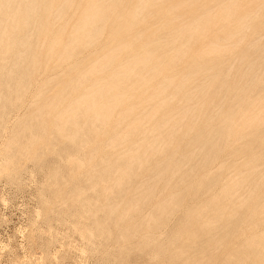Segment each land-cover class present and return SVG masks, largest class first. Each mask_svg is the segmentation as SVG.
I'll list each match as a JSON object with an SVG mask.
<instances>
[{"label":"rangeland","instance_id":"1","mask_svg":"<svg viewBox=\"0 0 264 264\" xmlns=\"http://www.w3.org/2000/svg\"><path fill=\"white\" fill-rule=\"evenodd\" d=\"M87 1L0 0V264H264V0Z\"/></svg>","mask_w":264,"mask_h":264},{"label":"bare ground","instance_id":"2","mask_svg":"<svg viewBox=\"0 0 264 264\" xmlns=\"http://www.w3.org/2000/svg\"><path fill=\"white\" fill-rule=\"evenodd\" d=\"M5 1H6V0H5ZM13 1H14V0H13ZM19 1H20V0H19ZM25 1H26V0H25ZM91 1H92V0H91ZM100 1H101V0H100ZM110 1H111V0H110ZM110 1H108V2H110ZM156 1H157V0H156ZM173 1H174V0H173ZM173 1H172V2H173ZM236 1H237V0H236ZM243 1H244V0H243ZM245 1H246V0H245ZM261 1H262V0H261ZM47 2H48V1H47ZM51 2L53 3V1H51ZM80 2H81V1H80ZM84 2H85V1H84ZM118 2H119V1H118ZM130 2H131V1H130ZM141 2H142V1H140V3H141ZM170 2H171V1H170ZM183 2H184V1H183ZM32 3H34V2H32ZM45 3H46V2H45ZM49 3H50V2H49ZM66 3H67V2H66ZM86 3H87V4H85V3H84V4H85L86 6H88L89 0H88ZM91 3H92V2H91ZM91 3H90V4H91ZM231 3H232V2H231ZM18 4H19V3H18ZM80 4H81V3H80ZM80 4H79V5H80ZM96 4H97V2H96ZM96 4H93V8H94V6L96 7ZM98 4H99V3H98ZM130 4H131V3H130ZM34 5H37V3L35 2ZM39 5H40V4H39ZM46 5H48V4H46ZM49 5H52V4L50 3ZM91 5H92V4H91ZM16 6H17V8H18L19 5H16ZM31 6L33 7V5H31ZM68 6H70V3L68 4ZM86 6L84 7L85 9H86ZM99 6L101 7L100 4H99ZM99 6H98V7H99ZM130 6H131V5H130ZM143 6H144V5H143ZM170 6H171V5H170ZM38 7H39V6H38ZM42 7H43V6H42ZM44 7H45V6H44ZM65 7H66V6H65ZM81 7H82V6H81ZM102 7H103V6H102ZM118 7H119V6H118ZM161 7H162V6H161ZM207 7H208V6H207ZM93 8H92V10H93ZM131 8H132V7H131ZM216 8H217V7H216ZM13 9H14V8H13ZM33 9H34V8H33ZM79 9H80V8H79ZM81 9H82V8H81ZM85 9H84V11H86ZM94 9H97V7L94 8ZM129 9H130V8H129ZM157 9H158V8H157ZM157 9H156V10H157ZM163 9H164V8H163ZM195 9H196V8H195ZM197 9H198V8H197ZM241 9H242V8H241ZM17 10H18V9H17ZM130 10H131V9H130ZM130 10H128V11H130ZM214 10H215V9H214ZM9 11H10V10H9ZM36 11H37V10H36ZM42 11H43V10H42ZM66 11H67V10H66ZM84 11L81 13V14H83V16H85V15H84ZM88 11L90 12L91 10H88V8H87V12H88ZM190 11H191V10H190ZM37 12H38V11H37ZM89 12H88V13H89ZM91 12H92V11H91ZM94 12H95V10H93V13H94ZM96 12H97V11H96ZM120 12H121V11H120ZM45 13H47V9H46ZM45 13H44V14H45ZM48 13H50L49 10H48ZM79 13H80V12H79ZM98 13H101V12H97V15L100 16V14H98ZM192 13H193V12H192ZM200 13H201V12H200ZM35 14H36V13H35ZM85 14H86V12H85ZM90 14H92V13H90ZM90 14H86V15L89 17ZM125 14H126V13H125ZM202 14H203V13H202ZM240 14H241V13H240ZM45 15H46V14H45ZM50 15H51V14H49V16H50ZM144 15H145V14H144ZM250 15H251V14H250ZM6 16H7V15H6ZM17 16H19V15H17ZM72 16H74V13H73ZM91 16H92V15H91ZM140 16H141V15H140ZM228 16H229V15H228ZM246 16H247V15H246ZM37 17H38V16H37ZM62 17H63V16H62ZM76 17H77V16H76ZM85 17H86V16H85ZM0 18H1V17H0ZM6 18H7V17H6ZM20 18H21V17H20ZM58 18H59V17H58ZM90 18H91V17H90ZM94 18H95V17H93V19H94ZM200 18H201V17H200ZM218 18H219V17H218ZM247 18H248V17H247ZM28 19H29V18H28ZM28 19H27V20H28ZM79 19H80V18H79ZM79 19H78V20H79ZM83 19H84V17L80 20V22H77V23H81V21H82ZM85 19H86V18H85ZM91 19H92V18H91ZM91 19L88 20V18H87L88 22H89ZM93 19H92V21H95V19H94V20H93ZM126 19H127V18H126ZM140 19H141V18H140ZM169 19H170V18H169ZM17 20H18V19H17ZM78 20H77V21H78ZM87 20H86V22H87ZM127 20H128V19H127ZM141 20H142V19H141ZM196 20H197V18H196ZM232 20H233V19H232ZM7 21H8V20H7ZM66 21H68V20H66ZM92 21H90V22H92ZM118 21H120V19H119ZM122 21H123V20H122ZM125 21H126V20H125ZM180 21H182V20H180ZM183 21H184V20H183ZM183 21H182V22H183ZM28 22H30V21H28ZM31 22H32V21H31ZM88 22H87V24H88ZM90 22H89V23H90ZM128 22H129V21H128ZM142 22H143V21H142ZM196 22H197V21H196ZM196 22H195V23H196ZM241 22H242V21H241ZM77 23H76V25H77ZM82 23H83V21H82ZM82 23H81V24H82ZM84 23H85V22H84ZM123 23H126V22H123ZM123 23H122V24H123ZM129 23H130V22H129ZM195 23H194V24H195ZM223 23H224V22H223ZM53 24H54V23H53ZM122 24L119 25V28H120V26L122 27ZM198 24H199V22H198ZM8 25H9V24H8ZM83 25H84V24H82V27H83ZM85 25H86V23H85ZM103 25H104V24H103ZM110 25H111V24H110ZM123 25H124V24H123ZM125 25H126V24H125ZM125 25H124V26H125ZM127 25H128V24H127ZM127 25H126V26H127ZM171 25H172V24H171ZM171 25H170V26H171ZM176 25H177V24H176ZM38 26H39V25H38ZM73 26H74V25H73ZM77 26H78V25H77ZM77 26H74V28L77 27ZM79 26H80V25H79ZM9 27H10V26H9ZM66 27H67V26H66ZM84 27H85V26H84ZM182 27H183V26H182ZM36 28H37V27H36ZM36 28H35V29H36ZM77 28H79V27H77ZM77 28H75V29H77ZM122 28H123V27H122ZM124 28H125V27H124ZM186 28H187V27H186ZM66 29H67V28H66ZM70 29H72V27H71ZM70 29H69V34L71 35V33H70ZM75 29H74V30H75ZM79 29H81V27H80ZM102 29H103V26H102ZM109 29H110V28H108V30H109ZM120 29H121V28H120ZM135 29H136V28H135ZM139 29H140V28H139ZM168 29H169V28H168ZM237 29H238V28H237ZM37 30H38V29H36V31H37ZM46 30H47V29H46ZM74 30H73V31H74ZM153 30H154V29H153ZM195 30H196V29H195ZM4 31H5V30H4ZM21 31H22V30H21ZM38 31H39V30H38ZM38 31H37L36 33H39V32H40V31H39V32H38ZM62 31H63V33H64V30H62ZM76 31H78V30H75V32H76ZM113 31H114V30H113ZM118 31H120V30H118ZM128 31H129V30H128ZM134 31H135V30H134ZM176 31H177V30H176ZM176 31H175V32H176ZM185 31H186V30H185ZM203 31H204V30H203ZM57 32H58V31H57ZM152 32H153V31H152ZM164 32H165V31H164ZM168 32H169V31H168ZM173 32H174V31H173ZM175 32H174V33H175ZM240 32H241V31H240ZM42 33H43V32H42ZM44 33H45V32H44ZM73 33H74V32H73ZM73 33H72V36H74V38H75V35H74ZM111 33H112V32H111ZM113 33H114V32H113ZM135 33H136V32H135ZM150 33H151V32H150ZM45 34H46V33H45ZM185 34H186V33H185ZM25 35H26V34H25ZM35 35H36V34H35ZM103 35H104V34H103ZM131 35H132V34H131ZM28 36H29V35H28ZM36 36H38V34H37ZM36 36H35V37H36ZM39 36H40V35H39ZM62 36H63V35H62ZM62 36L59 37V38H60L59 41H61V37H62ZM111 36H112V35H110V37H111ZM136 36H137V35H136ZM43 37H44V36H43ZM77 37H78V36H77ZM0 38H1V37H0ZM68 38H69V36H68ZM68 38H66V39H68ZM71 38H72V37H71ZM71 38H70V39H71ZM108 38H109V37H108ZM130 38H131V37H130ZM164 38H165V37H164ZM177 38H178V37H177ZM199 38H200V37H199ZM228 38H229V37H228ZM24 39H26V38H24ZM70 39H69V40H70ZM76 39H77V38L74 39V40H75L74 43L77 42ZM173 39H175V38H173ZM189 39H190V38H189ZM42 41H43V40H42ZM67 41H68V40H67ZM67 41H66V42H67ZM148 41H149V40H148ZM163 41H164V40H163ZM170 41H171V40H170ZM176 41H177V40H176ZM24 42H25V40H24ZM26 42H28V41H26ZM57 42H58V41H57ZM57 42H56V43H57ZM64 42H65V41H64ZM66 42H65V43H66ZM68 42H69V41H68ZM68 42H67V43H68ZM122 42H123V41H122ZM129 42H130V41H129ZM171 42H173V41H171ZM171 42H170V43H171ZM174 42H175V41H174ZM56 43H55V44H56ZM61 43H62V41H61ZM61 43H60V46H61ZM69 43H71V41H70ZM74 43H72V44L74 45ZM117 43H118V42H117ZM225 43H226V42H225ZM255 43H256V42H255ZM55 44H54V45H55ZM62 44H63V43H62ZM108 44H109V43H108ZM114 44H116V43H114ZM122 44H123V43H122ZM139 44H140V43H139ZM185 44H186V43H185ZM22 45H23V44H22ZM64 45H65V44H63V46H64ZM66 45H67V44H66ZM68 45H69V44H68ZM68 45H67V46H68ZM70 45H71V44H70ZM214 45H215V44H214ZM233 45H235V44H233ZM250 45H251V44H250ZM7 46H8V45H7ZM116 46H117V45H116ZM209 46H210V45H209ZM215 46H216V45H215ZM54 47H55L54 50H56V49L58 50V48H56V46H54ZM64 47H65V46H64ZM68 47H69V46H68ZM108 47H109V46H108ZM161 47H162V46H161ZM172 47H173V46H172ZM183 47H184V46H183ZM186 47H187V46H186ZM186 47H185V48H186ZM216 47H217V46H216ZM223 47H224V46H223ZM226 47H227V46H226ZM6 48H7V47H6ZM17 48H18V47H17ZM50 48H51V47H50ZM60 48H61V47H60ZM62 48H63V47H62ZM110 48H111V47H110ZM140 48H141V47H140ZM214 48H215V47H214ZM35 49H36V48H35ZM51 49H52V48H51ZM69 49H70V48H69ZM108 49H109V48H108ZM114 49H115V48H114ZM162 49H163V48H162ZM245 49H246V48H245ZM20 50H21V49H20ZM48 50H49V49H48ZM48 50H47V51H48ZM57 50H56V52H57ZM60 50H62V49H60ZM60 50H58V54H60V53H59ZM71 50H72V48H71ZM152 50H153V49H152ZM15 51H16V50H15ZM24 51H25V50H24ZM93 51H95V50H93ZM122 51H123V50H122ZM161 51H162V50H161ZM185 51H186V50H185ZM211 51H212V50H211ZM247 51H248V50H247ZM18 52H19V51H18ZM53 52H54V51H53V49H52V56H53V54H54ZM56 52H55V53H56ZM60 52H61V51H60ZM69 52H70V51H69ZM257 52H258V51H257ZM20 53H21V52H20ZM42 53H43V52H42ZM71 53H72V55H73V52H72V51H71ZM99 53H100V52H99ZM109 53H110V52H109ZM154 53H155V52H154ZM48 54H49V53L47 52V55H48ZM50 54H51V52H50ZM50 54H49V55H50ZM61 54H62V53H61ZM63 54H64V57H65V56H68V57L71 56V55H69V53H68V51L66 50V48H65V51H63ZM77 54H78V53H77ZM13 55H14V54H13ZM17 55H18V54H17ZM23 55H24V54H23ZM47 55H45V56H47ZM89 55H90V54H89ZM89 55H88V56H89ZM91 55H93V54H91ZM91 55H90V56H91ZM100 55H101V54H100ZM123 55H124V54H123ZM131 55H132V54H131ZM177 55H178V54H177ZM185 55H186V54H185ZM190 55H191V54H190ZM45 56H44V58H46ZM52 56H49V57H52ZM54 56H55V55H54ZM57 56H58V55H57ZM74 56H75V55H74ZM80 56H81V55H80ZM94 56H95V55H94ZM158 56H159V55H158ZM246 56H247V55H246ZM24 57H25V56H24ZM55 57H56V56H55ZM122 57H123V56H122ZM167 57H169V55H168ZM62 58H63V57H62ZM65 58H67V57H65ZM69 58H70V57H69ZM90 58H91V60H92V57H90ZM106 58H108V57H106ZM123 58H124V57H123ZM216 58H217V57H216ZM50 59H51V58H49V61H50ZM56 59L58 60V59H60V57H57ZM67 59H68V58H67ZM94 59H95V58H94ZM157 59H159V58H157ZM209 59H210V58H209ZM21 60H22V59H21ZM43 60L45 61V59H43ZM57 60H56V62H57ZM62 60H63V59H62ZM65 60H66V59H64V61H65ZM78 60H79V59H78ZM133 60H134V58H133ZM165 60H166V59H165ZM207 60H208V59H207ZM22 61H23V60H22ZM52 61H53V60H52ZM60 61H61V59H60ZM89 61H90V60H89ZM94 61H96V59H95ZM184 61H185V60H184ZM45 62H46V61H45ZM50 62H51V61H50ZM50 62H49V63H50ZM54 62H55V60H54ZM97 62H98V61H97ZM153 62H154V61H153ZM163 62H164V61H163ZM169 62H170V61H169ZM202 62H203V61H202ZM205 62H206V61H205ZM212 62H213V61H212ZM14 63H15V62H14ZM29 63H30V62H29ZM34 63H35V62H34ZM134 63H135V62H134ZM154 63H155V62H154ZM170 63H171V62H170ZM170 63H169V64H170ZM194 63H196V61H195ZM50 64H51V63H50ZM118 64H119V63H118ZM161 64H162V63H161ZM167 64H168V63H167ZM167 64H165V65H167ZM191 64H192V63H191ZM196 64H197V63H196ZM213 64H214V63H213ZM213 64H212V65H213ZM18 65H19V64H18ZM20 65H21V64H20ZM48 65H49V64H48ZM48 65H47V67H48ZM52 65H54V63H53ZM55 65H56V63H55ZM74 65H75V64H74ZM94 65H95V64H94ZM155 65H156V64H155ZM12 66H13V65H12ZM15 66H16V65H15ZM27 66H28V65H27ZM39 66H40V65H39ZM50 66H51V65H50ZM146 66H148V65H146ZM163 66H164V65H163ZM45 67H46V66H45ZM47 67H46V68H47ZM55 67H56V66H55ZM91 67L93 68V65H92ZM168 67H169V66H168ZM201 67H202V66H200V68H201ZM36 68H38V67L36 66ZM39 68H40V67H39ZM39 68H38V69H39ZM124 68H125V67H124ZM141 68H142V66H141ZM143 68H144V67H143ZM231 68H232V67H231ZM9 69H10V68H9ZM24 69H25V68H24ZM40 69H41V68H40ZM53 69H54V68H53ZM55 69H56V68H55ZM75 69H76V68H75ZM190 69H191V68H190ZM89 70H90V69H89ZM118 70H119V69H118ZM142 70H143V69H142ZM144 70H145V69H144ZM195 70H196V67H195ZM230 70H231V69H230ZM12 71H13V70H12ZM69 71H70V70H69ZM83 71H84V70H83ZM83 71H82V72H83ZM164 71H165V70H164ZM176 71H177V70H176ZM179 71H180V70H179ZM182 71H183V70H182ZM203 71H204V70H203ZM251 71H252V70H251ZM9 72H10V71H9ZM115 72H116V71H115ZM177 72H178V71H177ZM177 72H176V73H177ZM165 73H166V72H165ZM181 73H182V72H181ZM188 73H190V72H188ZM191 73H193V72H191ZM229 73H230V72H229ZM27 74H28V73H27ZM104 74H105V73H104ZM182 74H183V73H182ZM199 74H200V73H199ZM227 74H228V73H227ZM65 75H67V74H65ZM160 75H161V74H160ZM173 75H174V74H173ZM216 75H218V74L216 73ZM19 76H20V75H19ZM46 76H47V74H46ZM61 77H62V76H61ZM150 77H151V76H150ZM181 77H182V76H181ZM227 77H228V76H227ZM32 78H33V77H32ZM64 78H65V77H64ZM94 78H95V77H94ZM117 78H118V77H117ZM156 78H157V77H156ZM167 78H169V77H167ZM209 78H210V77H209ZM213 78H214V77H213ZM224 78H225V77H224ZM224 78H223V80H224ZM134 79H135V78H134ZM141 79H142V78H141ZM150 79H151V78H150ZM191 79H192V78H191ZM206 79H207V78H206ZM206 79H205V80H206ZM228 79H229V78H228ZM94 80H95V79H94ZM213 80H214V79H213ZM70 81H71V80H70ZM92 81H93V80H92ZM117 81H118V79H117ZM119 81H120V80H119ZM19 82H20V81H19ZM101 83H102V82H101ZM110 83H111V81H110ZM154 83H155V82H154ZM154 83H153V84H154ZM215 83H217V82H215ZM251 83H252V82H251ZM251 83H250V84H251ZM68 84H69V83H68ZM159 84H160V83H159ZM210 84H211V83H210ZM220 84H221V83H220ZM225 84H226V83H225ZM105 85H106V84H105ZM167 85H170V83H169V84H168V83L165 84L164 82H162V84L159 85V88H158V89H159V90H160V89L162 90V89L166 88ZM191 85H192V84H191ZM64 86H65V85H64ZM67 86H68V85H67ZM74 86H75V85H74ZM174 86H175V84H174ZM174 86H173V88H174ZM221 86H222V85H221ZM224 86H225V85H224ZM236 86H237V85H236ZM245 86H246V85H245ZM29 87H30V86H29ZM91 87H92V86H91ZM91 87H90V88H91ZM93 87H94V86H93ZM182 87H183V86H182ZM193 87H194V86H193ZM99 88H100V87H99ZM131 88H132V87H131ZM237 88H238V87H237ZM71 89H72V87H71ZM71 89H69V90L71 91ZM129 89H130V88H129ZM152 89H154V88H152ZM186 89H187V88H186ZM189 89H190V88H189ZM245 89H246V88H245ZM45 90H46V89H45ZM67 91H68V90H67ZM152 91H153V90H152ZM163 91H164V90H163ZM170 91H172V90H170ZM185 91H186V90H185ZM198 91H199V90H198ZM198 91H197V92H198ZM203 91H204V90H203ZM161 92H162V91H161ZM182 92H183V91H182ZM38 93H39V92H38ZM91 93H92V92H91ZM154 93H155V92H154ZM154 93H153V94H154ZM162 93H163V92H162ZM174 93H175V92H174ZM180 93H181V91H180ZM124 94H125V92H124ZM153 94H150V95H153ZM170 94H171V93H170ZM170 94H169V95H170ZM181 94H182V93H181ZM196 94H197V93H196ZM66 95H67V93H66ZM147 95H148V94H147ZM187 95H188V94H187ZM56 96H57V95H56ZM88 96H90V93H89V95H87L86 97L88 98ZM128 96H129V95H128ZM148 96H149V95H148ZM148 96H147L146 98H147V99H150L151 97L148 98ZM167 96H168V95H167ZM170 96H171V95H170ZM65 97H66V96H65ZM83 97H85V96H83ZM86 97H85V98H86ZM91 97H92V96H91ZM153 97H154V96H153ZM185 97H186V96H185ZM231 97H232V96H231ZM16 98H17V97H16ZM113 98H114V100H117V99H115V96H114ZM113 98H112V99H113ZM122 98H123V97H122ZM143 98H144V97H143ZM164 98H165V97H164ZM177 98H178V97H177ZM177 98H176V99H177ZM201 98H202V97H201ZM3 99H4V98H3ZM62 99H63V97H62ZM123 99H124V98H123ZM162 99H163V98H162ZM256 99H257V98H256ZM51 100H52V99H51ZM57 100H58V99H57ZM60 100H61V99H60ZM60 100H59V101H60ZM118 100L120 101L121 99H118ZM134 100H135V99H134ZM143 100H145V98H144ZM160 100H161V99H160ZM163 100H164V99H163ZM208 100H209V98H208ZM68 101H69V100H68ZM211 101H212V100H211ZM134 102H135V101H134ZM208 102H209V101H208ZM235 102H236V101H235ZM259 102H260V100H259ZM83 103H84V102H83ZM101 103H102V102H101ZM185 103H186V102H185ZM199 103H200V102H199ZM222 103H223V102H222ZM54 104H55V103H54ZM54 104H53V105H54ZM56 104H57V102H56ZM66 104H67V103H66ZM74 104H75V102H74ZM133 104H134V103H133ZM155 104H156V103H155ZM155 104H153V106H154ZM173 104H174V103H173ZM189 104H190V103H189ZM205 104H206V103H205ZM195 105H196V104H195ZM222 105H223V104H222ZM236 105H237V104H236ZM236 105H235V106H236ZM196 106H197V105H196ZM207 106H209V105H207ZM219 106H220V105H219ZM42 107H43V106H42ZM59 107H60V106H59ZM127 107H128V104H127ZM192 107H193V106H192ZM211 107H213V106H211ZM39 108H40V107H39ZM52 108H53V106H52ZM52 108H51V110H52ZM205 108H206V107H205ZM263 108H264V107H263ZM69 109H70V108H69ZM191 109H192V108H191ZM218 109H222V108H218ZM149 110H150V109H149ZM175 110H176V109H175ZM179 110H180V109H179ZM181 110H182V108H181ZM3 111H4V110H3ZM67 111H70V110H67ZM141 111H142V110H141ZM141 111H140V112H141ZM167 111H168V110H167ZM171 111H172V110H171ZM173 111H174V110H173ZM196 111H197V110H196ZM211 111H212V110H211ZM65 112H66V111H65ZM65 112H64V113H65ZM148 112H149V111H148ZM61 113H62V112H61ZM75 113H76V111H75ZM112 113H113V112H112ZM186 113H187V112H186ZM188 113H189V112H188ZM85 114H86V113H85ZM139 114H140V113H139ZM176 114H177V113H176ZM210 114H211V113H210ZM229 114H230V113H229ZM258 114H259V113H258ZM64 115H65V114H61L62 117H63ZM136 115H137V113H136ZM136 115H135V116H136ZM162 115H163V114H162ZM186 115H187V114H186ZM202 115H203V113H202ZM137 116H138V115H137ZM174 116H175V115H174ZM193 116H194V115H193ZM193 116H192V117H193ZM227 116H228V115H227ZM53 117H54V116H53ZM104 117H105V116H104ZM59 118H60V116H59ZM174 118H175V117H174ZM206 118H207V117H206ZM248 118H250V117H248ZM248 118H247V119H248ZM253 118H255V117H253ZM257 118H258V117H257ZM63 119H64V118H63ZM66 119H67V118H66ZM117 119H118V118H117ZM131 119H132V118H131ZM155 119H156V118H155ZM184 119H185V118H184ZM191 119H192V118H191ZM243 119H244V118H243ZM96 120H97V118H96ZM186 120H187V119H186ZM195 120H196V119H195ZM208 120H209V119H208ZM225 120H226V118H225ZM238 120H239V119H238ZM128 121H129V120H128ZM130 121H131V120H130ZM153 121H154V119H153ZM165 121H166V120H165ZM114 122H115V121H114ZM148 122H149V121H148ZM223 122H224V121H223ZM223 122H222V123H223ZM263 122H264V121H263ZM152 123H153V122H152ZM160 123H161V122H160ZM180 123H181V122H180ZM206 123H207V122H206ZM208 123H209V122H208ZM228 123H229V121H228ZM130 124H131V123H130ZM204 124H205V123H204ZM241 124H242V123H241ZM179 125H180V124H179ZM220 125H221V124H220ZM248 125H249V124H248ZM262 125H263V124H262ZM151 126H153V125H150L149 127H151ZM63 127H64V126H63ZM82 127H83V126H82ZM119 127H120V126H119ZM176 127H178V126H176ZM176 127H175V128H176ZM219 127H220V126H219ZM219 127H217V128H219ZM249 127H250V126H249ZM249 127H248V128H249ZM61 128H62V127H61ZM122 129H123V128H122ZM162 129H163V128H162ZM196 129H197V128H196ZM219 129H220V128H219ZM252 129H254V128H252ZM150 130H151V129H150ZM176 130H177V129H176ZM195 131H196V130H195ZM229 131H230V130H229ZM253 131H254V130H253ZM118 132H119V131H118ZM141 132H144V130L141 131ZM150 132H151V131H150ZM116 133H117V131H116ZM249 133H250V132H249ZM254 133H255V132H254ZM259 133H260V132H259ZM118 134H119V133H118ZM172 134H173V133H172ZM236 134H237V132H236ZM143 135H144V134H143ZM157 135H158V134H157ZM200 135H201V134H200ZM246 135H247V134H246ZM113 136H115V135H113ZM196 136H197V135H196ZM254 136H256V134H255ZM31 137H32V136H31ZM155 137H156V136H155ZM107 138H110V137H107ZM144 138H145V137H144ZM156 138H158V137H156ZM167 138H168V137H167ZM196 138H198V137H196ZM206 139H207V138H206ZM70 140H71V139H70ZM193 140H194V139H193ZM212 140H213V139H212ZM194 141H196V140H194ZM114 142H115V141H114ZM131 142H132V141H131ZM133 142H134V141H133ZM165 142H166V141H165ZM190 142H191V141H190ZM190 142H189V143H190ZM203 142H204V141H203ZM205 142H206V141H205ZM217 142H218V141H217ZM217 142H216V143H217ZM30 143H31V141H30ZM30 143H29V144H30ZM166 143H167V142H166ZM206 143H207V142H206ZM206 143H205V144H206ZM208 143H209V142H208ZM192 144H193V143H192ZM211 144H212V146H213V143H212V142H211ZM211 144H210V145H211ZM235 144H236V143H235ZM241 144H242V143H241ZM127 145H128V144H127ZM163 145H164V144H163ZM165 145H166V144H165ZM207 145H208V144H207ZM8 146H9V145H8ZM212 146H211V147H212ZM127 147H128V146H127ZM154 148H155V147H154ZM22 149H23V147H22ZM25 149H26V148H25ZM139 149H140V148H139ZM161 149H162V148H161ZM161 149H160V150H161ZM233 150H234V149H233ZM127 151H128V150H127ZM153 151H154V150H153ZM199 151H200V150H199ZM124 152H125V151H124ZM232 154H233V153H232ZM113 155H114V153H113ZM235 155H236V154H235ZM213 156H214V155H213ZM232 157H233V156H232ZM118 158H119V157H118ZM206 158H207V157H206ZM263 158H264V157H263ZM230 159H231V158H230ZM230 159H229V160H230ZM161 160H162V159H161ZM169 160H170V159H169ZM183 160H184V159H183ZM107 163H108V162H107ZM225 163H226V162H225ZM165 165H166V164H165ZM158 167H159V166H158ZM126 170H127V169H126ZM147 170H148V169H147ZM218 171H219V170H218ZM235 171H236V170H235ZM121 174H122V173H121ZM124 174H125V173H124ZM157 174H158V173H157ZM163 174H164V173H163ZM116 177H117V176H116ZM116 177H115V178H116ZM117 178H119V177H117ZM217 178H218V177H217ZM225 178H226V176H225ZM227 178H229V177H227ZM169 179H170V178H169ZM235 179H236V178H235ZM115 180H116V179H115ZM222 180H223V179H222ZM113 181H114V179H113ZM151 181H152V180H151ZM218 182H219V181H218ZM219 184H220V183H219ZM140 185H141V184H140ZM217 185H218V184H217ZM233 186H234V185H233ZM218 187H219V186H218ZM231 187H232V186H231ZM217 190H218V189H217ZM219 190H220V189H219ZM215 192H216V191H215ZM235 194H236V193H235ZM241 195H242V194H241ZM152 196H153V195H152ZM233 196H235V195H233ZM170 199H171V198H170ZM229 200H230V198H229ZM134 203H135V202H134ZM114 206H115V205H114ZM114 206H113V207H114ZM195 208H196V207H195ZM114 209H115V208H114ZM116 209H117V208H116ZM113 211H114V210H113ZM110 214H111V213H110ZM259 215H260V214H259Z\"/></svg>","mask_w":264,"mask_h":264}]
</instances>
